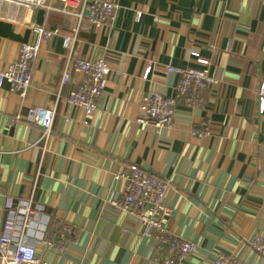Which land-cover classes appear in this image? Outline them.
Masks as SVG:
<instances>
[{"label": "crops", "instance_id": "crops-1", "mask_svg": "<svg viewBox=\"0 0 264 264\" xmlns=\"http://www.w3.org/2000/svg\"><path fill=\"white\" fill-rule=\"evenodd\" d=\"M112 1L118 9L109 27L77 35V54L102 57L111 71L87 119L57 96L65 63L61 41L71 36L60 3L48 0L46 18L43 9L31 15L33 24L61 30L42 46L24 98L0 87V236L9 207L26 202L47 218L49 244L34 243L36 257L47 264H155L167 256L165 247L143 238L133 216L104 205L122 193L114 175L135 164L169 183L168 229L196 246L182 264H211L216 252L264 264L247 245L264 232V113L257 104L264 0ZM29 38L28 28L16 31L0 21V72ZM198 57L218 80L208 105L176 107L172 128L136 123L144 96L174 94L178 75L167 67L199 69ZM30 107L55 109L48 139L26 123ZM204 122L208 135H192ZM56 221L79 233L60 252L49 232Z\"/></svg>", "mask_w": 264, "mask_h": 264}, {"label": "built area", "instance_id": "built-area-1", "mask_svg": "<svg viewBox=\"0 0 264 264\" xmlns=\"http://www.w3.org/2000/svg\"><path fill=\"white\" fill-rule=\"evenodd\" d=\"M66 22L71 24V36L62 37L65 50V65L61 74L58 97H62L68 108H78L89 118L97 108L110 68L102 57L85 59L76 52L77 35L89 29L100 30L115 18L118 9L112 0H57ZM79 8L77 12L73 9ZM37 9L45 11V18L51 11L48 0H0V21L12 25L16 31L28 28L29 41L20 44L16 60L0 73V87L8 86L10 93L24 98L30 88L32 68L43 45L60 36V28H47L30 21ZM139 16V13L137 17ZM108 20V21H107ZM107 22V23H106ZM199 69H174L167 67L168 73L178 75L174 94L165 97L149 94L142 98L136 123L154 129H168L174 126L176 107L204 109L209 103L210 91L218 85V80L209 74L208 61L197 58ZM150 68L142 76L146 79ZM74 75H80L75 88H70ZM258 113H264V81L257 91ZM25 121L37 126L42 139L50 137L55 109L31 107L27 109ZM208 122L201 128L192 127L191 133L205 138ZM123 170L114 175L122 182L119 197L104 201L119 213L133 216L141 225V236L152 240L166 249L167 256L155 258V264H182L196 252V246L188 240L174 236L168 229L171 210L164 205L169 183L162 177L150 173L135 164L124 165ZM6 221L0 236V264H47L36 257L34 243L41 240L44 244L47 234V218L39 211H32L30 203H18L14 209L9 207ZM50 236L59 240L58 252L68 243L75 241L78 230L56 221L49 231ZM248 247L256 255L264 257V232L257 233L247 241ZM211 264H245L233 254L216 252Z\"/></svg>", "mask_w": 264, "mask_h": 264}, {"label": "rangeland", "instance_id": "rangeland-1", "mask_svg": "<svg viewBox=\"0 0 264 264\" xmlns=\"http://www.w3.org/2000/svg\"><path fill=\"white\" fill-rule=\"evenodd\" d=\"M107 21H108V20H107ZM112 22H113V20H112V21L110 20L108 23L106 22V23H107V26H106V27H109V26L111 25ZM104 28H105V27H104ZM77 40H78V39H77ZM79 57H80V56H79ZM99 58H100V57H99ZM106 63H107V62H106ZM64 65H65V63H64ZM149 66H150V65H148L147 68H150ZM63 68H64V67H63ZM147 68H146V69H147ZM32 69H33V68H32ZM146 69H145V70H146ZM0 73H1V72H0ZM143 74H144V73H143ZM76 76H77L78 78L80 77V75H76ZM30 78H31V82H32V77H30ZM30 86H31V83H30ZM101 95H102V94H101ZM30 108H31V107H30Z\"/></svg>", "mask_w": 264, "mask_h": 264}]
</instances>
